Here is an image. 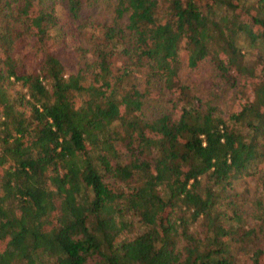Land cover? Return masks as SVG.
Wrapping results in <instances>:
<instances>
[{
    "label": "trees",
    "instance_id": "16d2710c",
    "mask_svg": "<svg viewBox=\"0 0 264 264\" xmlns=\"http://www.w3.org/2000/svg\"><path fill=\"white\" fill-rule=\"evenodd\" d=\"M0 264H264V0H0Z\"/></svg>",
    "mask_w": 264,
    "mask_h": 264
},
{
    "label": "rangeland",
    "instance_id": "374dc122",
    "mask_svg": "<svg viewBox=\"0 0 264 264\" xmlns=\"http://www.w3.org/2000/svg\"><path fill=\"white\" fill-rule=\"evenodd\" d=\"M180 77L187 81L197 101L200 103L212 101L224 114L236 112L244 103L245 98L237 94L236 88L229 87V84L221 78L215 66L209 61L198 65L196 69L182 71Z\"/></svg>",
    "mask_w": 264,
    "mask_h": 264
}]
</instances>
